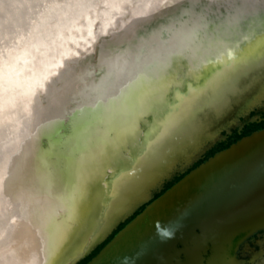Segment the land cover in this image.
Wrapping results in <instances>:
<instances>
[{
  "label": "bare ground",
  "instance_id": "1",
  "mask_svg": "<svg viewBox=\"0 0 264 264\" xmlns=\"http://www.w3.org/2000/svg\"><path fill=\"white\" fill-rule=\"evenodd\" d=\"M261 8L264 0H0V42H17L0 52V264H65L94 207L98 222L82 250L117 217L118 188L156 151L163 154V144H176L174 131H186L180 148L201 130L200 114L211 119L239 107L249 92L236 88L264 55V32L256 35L242 20ZM32 10L38 13L30 19ZM128 11L130 24L122 18ZM119 20L121 37L108 40ZM100 36L98 62L86 63ZM140 47L162 83L174 82L178 72L170 66L184 58V73L200 85L192 107L154 120L145 132L151 92L131 89L124 76ZM210 66L216 69L205 76ZM98 67L113 80L94 96ZM255 85L250 90L264 84Z\"/></svg>",
  "mask_w": 264,
  "mask_h": 264
},
{
  "label": "water",
  "instance_id": "2",
  "mask_svg": "<svg viewBox=\"0 0 264 264\" xmlns=\"http://www.w3.org/2000/svg\"><path fill=\"white\" fill-rule=\"evenodd\" d=\"M256 59L257 69L249 72L236 88L241 94L249 92L248 96L244 94L239 107L220 111L214 118L198 114L201 130L192 131L185 141L193 142L190 137L197 138L204 131L202 128L216 132L193 142L194 147L177 159L179 162L189 164L220 130L264 104V80L260 82L264 77V55ZM255 83V87L262 86L250 90ZM251 92L256 94L251 96ZM208 121L211 124L206 126ZM162 163L154 165L158 172L164 167ZM170 167L165 168L164 175ZM155 176L144 183L147 186H143V198L131 202L89 247L65 264H77L122 220L148 203L152 199L151 189L163 177ZM256 228H264V128L244 136L189 171L148 203L86 264H234L235 245Z\"/></svg>",
  "mask_w": 264,
  "mask_h": 264
},
{
  "label": "rangeland",
  "instance_id": "3",
  "mask_svg": "<svg viewBox=\"0 0 264 264\" xmlns=\"http://www.w3.org/2000/svg\"><path fill=\"white\" fill-rule=\"evenodd\" d=\"M37 13H38V11L32 10L30 12V16H29L30 19H33V17ZM257 13L259 15L256 13H255V15H253L251 13L248 15V17L245 16L243 18L244 20H242V24H243L244 28H249L251 25L255 26L257 29L255 34L260 36L261 33L264 32V29H263L264 28V24H263L264 23V9L263 8L258 9ZM132 16H133L132 13L130 11H128V13H124L122 15V18L126 21V23L130 24V22L132 21V19H131ZM118 22H119L118 23L119 26L117 28L116 27L113 28V31L114 30L117 31L116 36H114L112 33H109V35L106 36L105 38H107L108 40H111L112 38H118L119 39L121 37L120 35L123 33L122 24H121L120 20ZM30 24H31L30 22H27V24L26 23H23V24L20 23V24H14V25L12 24L11 30L13 32H17V31H20L21 29L27 28ZM213 27L214 26L211 24V28H213ZM9 32L11 34V31H9ZM17 34H19V33H17ZM19 36H22V35H19ZM102 40H103V38L100 36L95 41V45H94L95 48H93L94 52H92V57L91 58L89 57V59L86 60V63H89L90 61L92 63L98 62V57H99L100 50H101ZM252 41H253V43H251V45L258 43V42H254V41H256V39H254ZM15 42H16V40L14 38H12L11 36H9L8 38H5L4 42H0V46L2 47L0 52H4L7 47H10L11 44H13ZM112 45L113 44L110 43L111 48L113 47ZM98 47H99V49H98ZM242 48L243 49L246 48V44H243ZM98 50H99V52H98ZM145 52H146V49H144L143 47H140L139 48V54L136 56L135 59L128 57L131 64H130V67L128 69H126V73L124 74V76L127 80V84H128V86H130L131 89H135L136 87L140 86L141 88H144L145 90H148L149 92H151L150 98L148 99V104L149 105L155 104V106L153 108L154 111L152 110L153 112L151 111L149 113H143L142 114V116H143L142 129L144 132L148 131V129L153 124L154 120L166 119L169 116L174 118L177 116V114L181 108H183V110H184L187 107H192L193 103L198 99L199 94H200L199 83H197L196 80H194V78L191 77L190 74H188V72L184 73V70L186 71V65H185V61H184L185 59L184 58L174 60L173 64L170 66V69H172L173 65H174L176 68L174 72H178V75H176V79L174 80L173 83L172 82L171 83L166 82L164 84V83H162V81L158 75L159 70H160L159 67H155V66L152 67L149 64L147 65V62H145L142 59L143 56L145 55ZM219 66H221V64H219ZM215 69H216V66H210V68L208 70H206L207 73L205 76H208V74H210ZM93 70H96V72L99 70V74H96V76H95L96 87L94 89H92V87H91L90 93L94 96H97V95H100L103 90L109 88L110 83L113 80V73L109 69L100 68V67H98V70H97V68H94ZM89 78H90V80H93V77H89ZM190 79L194 82L193 84H191V82L189 81ZM262 128H264V104L262 106H260V110L257 109L256 111L250 113V115L245 114V115L239 117L234 125L228 127V130L230 132L229 131H228V133L226 131L221 132V133L218 132L217 136L214 138V140L212 142H209V141L206 142V144L201 149L202 152L199 154V156H196V157L199 158L200 155L204 153L205 149H207L206 153L201 158H199V159L197 158L198 160L188 170H187V167H185V166H182L181 168H179V166L181 164L180 165L176 164L173 166L172 169H169L168 171L172 170L171 173L168 175L169 179H171V180L166 182L163 185V187L160 188L159 190L157 188H159L158 186L162 185V184H160L162 182L160 181L159 183H157L151 189L152 199L148 203H150L151 201H153L154 199L159 197L168 188L173 186L182 177H184L189 171H191L193 168H195L196 166H198L202 162L206 161L207 159H209L210 157H212L216 153L228 148L231 144L237 142L238 140H240L244 136H247V135H249L255 131H258ZM189 131H191V130H189ZM189 131H187V133H189ZM215 132H216L215 130H205L201 133L202 135L200 134L197 138H196V136H191L192 138L191 137L190 138H191V141L196 143L198 140H201L205 134L206 135H212ZM175 133L178 134L177 136L179 138H177V139L181 140V139H183L186 131L185 130H181V131L176 130V131H174L173 135ZM139 140H140L139 141L140 144L143 145L144 137L141 136ZM178 140L176 141V144L174 146H171L169 143L163 144V146H161V149L163 150V154L160 155V150L156 151L152 155L153 157L151 156V158H150L151 160H149V162L146 165H144V167L139 171L140 175L138 174L137 177H132L128 181H125L122 184L123 186L121 185L122 189L119 187L120 188V190H119V188H118L116 195L114 196V205L112 206L113 208H116L115 212L118 213L117 215H119V214L123 213L125 210H127L129 205H125V203H126L125 200L127 201V199H128V202L131 204V202H133L135 200H139V199L144 197L143 196L144 195V187L143 186H145V187L147 186L144 183H148L149 181L153 180V178L156 177L155 175L159 176V178L161 176H163L164 175L163 172L165 171L166 167L171 166L172 163L175 161V159L182 158L184 155L186 156L188 154V151L192 147H194L193 142H191V143L187 142L184 145H182L180 148H178V146H179L178 144L180 143L179 142L180 140L179 141ZM161 156L163 158H161ZM160 162H163L162 164L164 165V167H161L160 171L158 172L156 170L155 164L160 163ZM180 171H182V172H180ZM154 173H158V174H154ZM143 177H144V180L141 181V184L132 188V186L135 183H137L139 179H142ZM131 179H132V181H131ZM126 182L128 185L126 184ZM120 196H121V198H119ZM127 196H128V198H127ZM115 199H117V200H115ZM148 203L141 205L140 209H138L135 213H133L132 218H134L142 210V208L144 206H146ZM98 209H99V205H98V208L96 205L94 207V210H93L91 216H90V220L87 223L86 229H84L81 236L77 238V240L75 242L76 245H73V248L70 251L71 253L69 252L70 256H74V255L78 254L79 252H81L83 243L86 241L90 230L97 225ZM132 218L129 220H124L118 226H116V228H114V230L112 231L110 236L108 235V239H110L115 233H117L119 230H121L128 222H130L132 220ZM102 219L103 218L101 217V220ZM94 223H96V224H94ZM103 245H104V242L100 243V245L97 248H94L88 255H86L82 259H80V261H78L77 264L87 263L98 252V250ZM75 249H77V250H75ZM72 250H74V251H72Z\"/></svg>",
  "mask_w": 264,
  "mask_h": 264
},
{
  "label": "flooded vegetation",
  "instance_id": "4",
  "mask_svg": "<svg viewBox=\"0 0 264 264\" xmlns=\"http://www.w3.org/2000/svg\"><path fill=\"white\" fill-rule=\"evenodd\" d=\"M260 110V107L254 108L252 111H250L248 113V115H250V113L256 111V110ZM234 125V124H233ZM226 131L228 133V128H224L222 130L219 131V133ZM230 132V131H229ZM213 140L209 141L212 142ZM212 144V143H211ZM206 150L204 151L203 154L200 155L199 158H201L205 153ZM198 157H196L195 159L191 160V162L189 164H186L185 162H177L180 166L179 168H181L182 166L187 167V170L199 159H197ZM176 163V164H177ZM172 170L168 171L161 179L160 184H162L161 186H158L159 188H157L158 190L160 188L163 187V185L168 182L169 180V174L171 173ZM184 171V170H183ZM182 172V171H180ZM159 184V185H160ZM146 204V203H145ZM144 205V204H143ZM141 207V206H140ZM140 207H138L133 213H135L138 209H140ZM146 206H144L142 208V210L145 208ZM141 210V211H142ZM140 211V212H141ZM139 212V213H140ZM133 213H131L125 220H129L132 218ZM138 213V214H139ZM133 219V218H132ZM124 220H122L121 222H123ZM120 222V223H121ZM119 223V224H120ZM118 224V225H119ZM111 234V233H110ZM109 234V236H110ZM116 235V233L110 238H107L103 241L104 245L98 250V252ZM108 239V240H107ZM102 243V242H101ZM100 244H98L95 248H97ZM235 256H234V264H264V228H256L255 230L251 231L250 233H248L245 237H243L240 241H238V243L235 245ZM97 252V253H98ZM96 253V254H97ZM95 254V255H96ZM94 255V256H95ZM93 256V257H94ZM92 257V258H93ZM91 258V259H92ZM90 259V260H91ZM89 260V261H90ZM80 261V260H79ZM86 264V263H85Z\"/></svg>",
  "mask_w": 264,
  "mask_h": 264
}]
</instances>
